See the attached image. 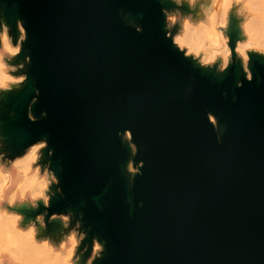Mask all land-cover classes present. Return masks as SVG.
Returning a JSON list of instances; mask_svg holds the SVG:
<instances>
[{
    "label": "water",
    "instance_id": "water-1",
    "mask_svg": "<svg viewBox=\"0 0 264 264\" xmlns=\"http://www.w3.org/2000/svg\"><path fill=\"white\" fill-rule=\"evenodd\" d=\"M17 17L30 79L8 94L16 119L0 129L13 150L49 135L66 194L49 212L83 211L107 240L104 264H264V59L253 57L260 79L241 88L238 64L220 81L193 69L163 39L156 0H0V19L14 27ZM33 80V112L48 113L36 123L24 115ZM206 111L224 130L220 144ZM124 127L145 162L131 190Z\"/></svg>",
    "mask_w": 264,
    "mask_h": 264
},
{
    "label": "clouds",
    "instance_id": "clouds-1",
    "mask_svg": "<svg viewBox=\"0 0 264 264\" xmlns=\"http://www.w3.org/2000/svg\"><path fill=\"white\" fill-rule=\"evenodd\" d=\"M156 2L163 39L181 61L217 81L238 64L243 79L235 80L236 88L254 79L259 81L253 57L264 59V0ZM129 15L121 12L127 26L143 32V26L129 19ZM233 26L239 31L235 38L230 31ZM27 39L21 18L15 19L14 27L7 19H0V125L16 119L14 110L4 108L8 94L23 91L30 79L32 57L25 47ZM32 85L24 115L30 123H36L46 120L48 113L41 109L34 114L40 89L34 80ZM193 86L194 81L190 80L185 96ZM221 95L226 96L227 92ZM205 117L220 144L224 130L218 117L212 111H206ZM116 136L129 152L123 171L131 190L135 178L143 174L145 162L135 159L138 146L131 128L118 129ZM54 156L55 149L46 132L13 150L8 135L0 129V264H104L107 240L92 234L83 211L69 206L49 212L51 202L66 199L61 169ZM136 206L142 207L143 201ZM50 225H56L54 233L49 230Z\"/></svg>",
    "mask_w": 264,
    "mask_h": 264
}]
</instances>
